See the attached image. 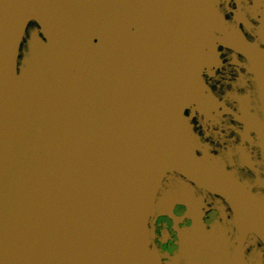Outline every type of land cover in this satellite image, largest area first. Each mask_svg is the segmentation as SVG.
Masks as SVG:
<instances>
[{
	"label": "water",
	"instance_id": "1",
	"mask_svg": "<svg viewBox=\"0 0 264 264\" xmlns=\"http://www.w3.org/2000/svg\"><path fill=\"white\" fill-rule=\"evenodd\" d=\"M0 264H264V0H0Z\"/></svg>",
	"mask_w": 264,
	"mask_h": 264
}]
</instances>
